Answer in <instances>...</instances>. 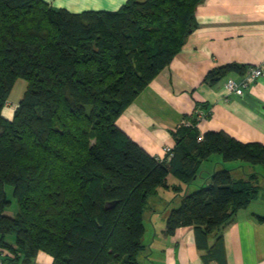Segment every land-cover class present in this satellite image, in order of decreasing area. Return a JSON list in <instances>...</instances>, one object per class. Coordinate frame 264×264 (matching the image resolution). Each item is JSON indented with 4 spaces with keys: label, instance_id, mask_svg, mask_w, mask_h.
Masks as SVG:
<instances>
[{
    "label": "trees",
    "instance_id": "trees-1",
    "mask_svg": "<svg viewBox=\"0 0 264 264\" xmlns=\"http://www.w3.org/2000/svg\"><path fill=\"white\" fill-rule=\"evenodd\" d=\"M202 2L127 0L115 11L72 13L42 0H0L1 264H32L40 252L52 264H140L143 214L168 176L189 186L212 154L264 168L263 144L201 135V109L172 132L169 160L150 156L115 125L181 51ZM246 69L226 64L204 81ZM18 79L26 91L7 120L2 110ZM254 179L214 171L207 185L180 196L165 233L219 229L253 201ZM7 186L12 215L5 214L13 203Z\"/></svg>",
    "mask_w": 264,
    "mask_h": 264
},
{
    "label": "crops",
    "instance_id": "crops-1",
    "mask_svg": "<svg viewBox=\"0 0 264 264\" xmlns=\"http://www.w3.org/2000/svg\"><path fill=\"white\" fill-rule=\"evenodd\" d=\"M42 1L80 13L115 11L127 0ZM195 22L181 51L115 121L117 128L155 158L164 157V146L174 147L172 132L184 116L199 109L210 111L208 117L197 122L201 135L224 132L241 143L264 145V77L242 96L228 94L223 88L229 80L242 79L239 71L228 73L213 85L204 81L209 71L226 64L245 69L264 66V0H203L196 8ZM17 106L10 107L7 102L2 116L11 120ZM222 169L230 170L235 180L255 177L257 193L253 201L205 236L193 226L179 227L167 235L166 218L180 205V196L188 194L190 187L207 185V177ZM167 180L168 187L149 198L143 214L145 249L138 257L140 264H264L262 166L229 165L220 154H212L202 161L191 185L171 175ZM175 188H179L178 194ZM32 264H52V258L40 252Z\"/></svg>",
    "mask_w": 264,
    "mask_h": 264
},
{
    "label": "built area",
    "instance_id": "built-area-1",
    "mask_svg": "<svg viewBox=\"0 0 264 264\" xmlns=\"http://www.w3.org/2000/svg\"><path fill=\"white\" fill-rule=\"evenodd\" d=\"M264 77V66H249L246 69L245 74L243 75L242 79L240 81H234V80H229L227 81L223 88L225 89V91L228 94H232L235 96H242L245 92V90L251 86L252 84H254L255 82H257L258 79ZM210 111H202L199 110L197 111V119H203L204 117H206V115L209 113ZM178 126H190L189 122H187L186 120H182L181 123ZM163 153H164V157L162 159L157 158L158 160H169L172 155H173V148L170 146H164L163 147ZM1 264V261H0Z\"/></svg>",
    "mask_w": 264,
    "mask_h": 264
},
{
    "label": "rangeland",
    "instance_id": "rangeland-1",
    "mask_svg": "<svg viewBox=\"0 0 264 264\" xmlns=\"http://www.w3.org/2000/svg\"><path fill=\"white\" fill-rule=\"evenodd\" d=\"M26 81L23 80V79H18L15 83V86L10 94V97H9V100H8V103L10 105V107H15L16 104H18V102L22 99L23 95H24V92L26 91ZM214 157V156H213ZM229 165L234 163V164H237V163H244V162H239V161H231V162H227ZM246 164V163H245ZM249 165V164H248ZM252 166V165H250ZM256 167V166H254ZM261 167V166H260ZM262 169L264 170V168L262 167ZM6 190V193H7V196L8 198L13 201V198H12V188L7 186L5 188ZM189 193H192L194 191L197 190V187H190L189 189ZM16 210V206H15V203L13 201L12 203V206L10 208H8L6 211H5V214L7 215H12L14 214ZM146 213V212H145ZM13 236H9L8 237V240L9 241H12L13 240ZM140 258V257H139Z\"/></svg>",
    "mask_w": 264,
    "mask_h": 264
},
{
    "label": "water",
    "instance_id": "water-1",
    "mask_svg": "<svg viewBox=\"0 0 264 264\" xmlns=\"http://www.w3.org/2000/svg\"><path fill=\"white\" fill-rule=\"evenodd\" d=\"M114 203H108L106 204L105 208H108L109 206H112Z\"/></svg>",
    "mask_w": 264,
    "mask_h": 264
}]
</instances>
